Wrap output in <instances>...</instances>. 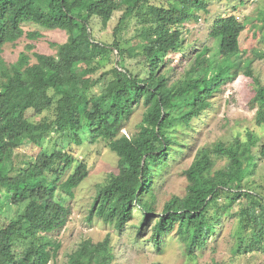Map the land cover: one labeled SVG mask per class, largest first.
Returning a JSON list of instances; mask_svg holds the SVG:
<instances>
[{
    "label": "trees",
    "instance_id": "trees-1",
    "mask_svg": "<svg viewBox=\"0 0 264 264\" xmlns=\"http://www.w3.org/2000/svg\"><path fill=\"white\" fill-rule=\"evenodd\" d=\"M210 1L0 0V215L8 207L14 210L0 223V264H48L57 255L60 243L54 235L71 214L64 201L88 175L71 145L52 151L40 147L16 170L14 151L27 142L41 146L50 131L77 145L104 140L118 157L117 173L96 186L89 221L96 218L120 231L139 210L138 232L146 226L147 241L156 250L161 251L163 237L175 231L185 253L192 255L205 247L233 202L248 196L251 202L238 213L236 250L264 255V194L254 192L258 185L250 178L264 160V84L253 74L251 60L241 56L239 36L245 22L232 13L213 19L208 31L212 46L189 50L183 24L208 13ZM116 12L113 42L96 39L92 19L106 22ZM133 16L143 23L131 45L124 47L117 34ZM258 20L264 30V14ZM26 23L63 30L67 40L51 43L55 55L33 52L36 61L20 69L3 59L2 46L23 35L30 40L42 37L38 30L24 31ZM113 50L116 65L103 73V62ZM255 57L264 58V51H254ZM178 66H184L183 72L173 78ZM240 71L252 77L250 103L262 133L247 130L244 138L199 147L183 171L184 195L172 196L154 214V185L176 160L180 134H186L192 118ZM140 104L144 110L137 131L127 136L121 129ZM47 110L53 111L52 118L32 120ZM86 258L93 264H111L116 256L110 235L95 244L82 241L64 264H82Z\"/></svg>",
    "mask_w": 264,
    "mask_h": 264
},
{
    "label": "rangeland",
    "instance_id": "rangeland-1",
    "mask_svg": "<svg viewBox=\"0 0 264 264\" xmlns=\"http://www.w3.org/2000/svg\"><path fill=\"white\" fill-rule=\"evenodd\" d=\"M230 13L245 22V29L239 36L241 56L243 59L251 60L250 67L253 74L264 84V58H253L254 51H264V30H260L257 23L259 16L264 14V0H211L208 4V13H200L197 21L183 24L184 36L190 42L189 50L199 48L204 44L212 46L213 41L208 36V31L213 19L218 15ZM119 14V12L114 13L112 18L106 22L97 18L92 19L93 36L98 40L112 43L113 30ZM142 23L137 16L130 17L125 22L122 30L117 34V39L122 46L131 45ZM22 26L24 31L38 30L42 37L30 40L23 35L14 42L3 44V59L20 69L36 61L33 52L55 55L56 46L51 43H63L67 40V33L60 29H45L31 23ZM28 44H32L33 47H27ZM116 53V50H113L109 58L103 62L104 66L101 67L103 73L116 65L118 60ZM126 60L132 61L129 58ZM183 68L184 66H178L172 72L173 78L179 77ZM101 71L98 70L94 77L97 78ZM97 90L98 87L94 89V91ZM253 94L252 77L240 71L236 79L224 85L219 93L210 98V105L201 115L192 118L191 126L187 128L186 134L179 136L183 141H181L182 145H180L176 160L171 161L167 173L162 175L160 181L154 185V214L160 213L165 202L172 196L184 195L187 180L183 171L189 166L199 147L218 140L228 141L235 136L244 138L247 130H253L257 134L262 133V129L254 122L255 108L250 103ZM143 110V105L136 106L126 125L121 129L122 133L129 136L137 131ZM44 117L52 118L53 111L47 110L39 115H33L32 120L39 121ZM40 145L27 142L14 151L13 160L16 170L26 166L40 147L52 151L54 148L61 146L66 148L70 145L75 158L83 160L88 167V175L74 189L73 197H67L64 201L70 207L71 214L54 235L60 245L57 255L50 259L48 264H64L68 255L76 250L82 241L89 240L95 244L108 234L116 256L111 264H208L213 261L220 264H264V255L250 251L238 253L236 250L239 241L238 213L241 207L251 202L248 196L233 202L232 206L222 215L205 247L195 249L194 254L185 253V246L175 231L163 237L164 244L161 251H158L151 241H147L150 231L146 226L138 232L137 226L142 216L139 210L133 211L132 219L120 231L96 218L91 221L87 218L97 184L103 183L110 173H117L118 157L109 149L106 141L99 140L94 143L85 142L77 145L68 141L65 136L50 131L41 139ZM222 162L219 161V163ZM250 178L258 185L257 191H253L264 194V160L259 162ZM225 202L224 199L219 200V203ZM13 213V208H6L4 214L0 215V223L8 220ZM82 261V264H93L88 258Z\"/></svg>",
    "mask_w": 264,
    "mask_h": 264
}]
</instances>
